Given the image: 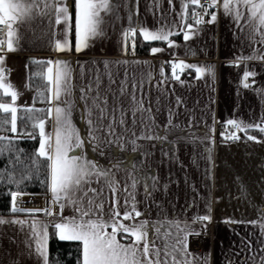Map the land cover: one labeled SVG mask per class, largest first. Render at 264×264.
<instances>
[{
  "label": "snow or ice",
  "instance_id": "1",
  "mask_svg": "<svg viewBox=\"0 0 264 264\" xmlns=\"http://www.w3.org/2000/svg\"><path fill=\"white\" fill-rule=\"evenodd\" d=\"M168 3L172 5V0ZM171 10L175 11V8ZM221 10L238 29L246 32L249 48L256 44L261 46L253 48L249 55L235 57L234 64L240 66L248 61H264V0H208L207 4L202 0H181V11L177 13L179 21L173 20L171 24H162L152 30L142 25H130L123 29L122 51L125 55H135L137 38H142L141 42H167L168 47H174L170 37L180 34L174 28L179 27L187 41L194 31L193 24L187 23L188 19L200 25L205 22L204 17L209 16L207 22L213 23ZM115 11L116 0H0V133H6L0 135V161H7L0 168V184L15 187L9 192L10 213H21L26 217L5 219L0 216V225L20 226L24 232L21 243L26 246L28 254L36 258L37 264H58V261L50 260V236L60 241L79 242L76 264H197L198 261L199 264H208L206 257L200 258L190 251L189 238L201 235L200 231L192 228V224L207 228V223L212 220L210 208L209 214L194 216L191 222L165 215L163 205L156 203L154 193L166 192L168 186L160 185L154 173L142 175L143 168L132 163L124 168L125 175L121 177L117 175L121 170L120 160L113 159L108 166H104L88 159L82 152L73 154L83 149L86 143L72 120L76 107L73 97L77 93V98L85 102L92 141H99L101 138L96 133L105 130L115 136L117 127L131 132L135 137L133 144L137 139H167L166 136L153 134L156 127L153 101L144 92L143 78L131 74L127 67L117 78L118 74L110 68L113 64L130 66L147 61H102L104 71L95 70L93 78L76 89L69 60H33V64L42 67L32 73L29 80L39 78L43 87L36 90L31 106L18 104L21 93L9 81L5 59L7 53L20 47L23 25L39 21V35L34 38L40 40L47 37L48 44L57 53L81 52L90 47L93 40L105 35V22ZM164 50L161 47L151 48L153 54ZM166 63L171 66V76H165L161 67L160 76L163 79L157 85L161 90L157 104L167 95L165 85L169 79L184 83L181 74L185 69L194 70L197 78L207 74L215 79L212 65L197 66L183 60ZM253 76L255 73L250 70L243 72L242 85L245 89L252 87L248 81ZM148 77L151 78V73ZM26 87L31 89V84ZM37 102L44 107H36ZM180 104L182 100L176 97V105ZM169 113L171 115V108ZM49 122L52 131L46 130ZM168 124H172L171 119ZM138 125L143 130L139 135L134 131ZM262 125L264 116L260 118V123L229 119V127L221 132V136L225 140L239 141L241 136L237 132H243L248 141L261 143L264 141L249 134V130L255 129L264 134ZM213 132L214 128L206 139L211 141ZM22 140H37L38 147L30 154L26 153L19 147ZM95 150L100 155L105 154L99 143ZM205 152L211 161V148L205 147ZM42 174L44 178L40 179ZM34 179L45 187L48 194L44 207L23 206V197L29 195L22 190L23 186ZM138 186L144 192V201L137 199ZM241 191H245L243 186ZM149 199L158 209L155 219L139 207ZM66 209H71V214L65 215ZM249 223L255 226L258 222ZM259 229L257 243L264 245V223L259 224ZM246 244L252 264H264V247L259 248L261 254L257 256L252 241L248 240Z\"/></svg>",
  "mask_w": 264,
  "mask_h": 264
},
{
  "label": "crops",
  "instance_id": "2",
  "mask_svg": "<svg viewBox=\"0 0 264 264\" xmlns=\"http://www.w3.org/2000/svg\"><path fill=\"white\" fill-rule=\"evenodd\" d=\"M173 7L175 11L171 10ZM180 11L181 0H172V5H169L168 0H116V11L114 14L110 13L105 22V35L93 40L91 46L81 52L73 50L57 53L48 44L47 37L40 40L34 38L39 35V21L23 25L20 47L6 55L14 73L17 68L20 76H13L9 69L8 78L12 84L15 80L23 83L22 91H26V94H21L19 101L24 102L22 105L31 106L33 94L26 87L27 62L30 58L69 60L76 89L90 81L95 70L104 71V66L100 63L102 61H147L130 66L113 64L110 68L113 73L118 74L117 78L122 76L126 67L131 74L143 78L144 92L153 101L156 125L153 134L166 136L167 139H137L133 144L135 137L131 132L117 127L115 136L105 130L103 133H96L101 138L99 141H92L85 102L77 98V93L73 97L76 107L72 120L86 143L83 149H78L73 154L82 152L88 159L104 166H108L113 159L120 160L121 170L117 175L121 177L125 175L124 168L132 163L143 168L142 175L154 173L159 178L160 185L168 186L166 192L154 193V199L157 204L163 205L165 215L191 222L194 216L209 214V208L211 210L212 220L210 223L205 222L206 229L200 224L191 225L201 232V235L189 238V248L193 254L200 258L206 257L208 264H252L248 259L251 253L247 251L246 241H252L257 256L261 254L259 248L264 247L257 243L259 224L264 223V142L248 141L243 132L237 134L244 139L225 140L221 131H215V126L222 127L229 119L260 123V118L264 116V61L253 60L236 66L234 59L239 55H249L253 48L261 46L256 44L249 48L250 41L246 32L238 29L235 22L221 10L213 23L207 22L210 18L200 25L192 23L194 31L192 38L187 41L180 28H174L175 32L181 34L180 39H171L175 35L170 37L174 47H168L165 42L154 46L165 49L160 53L153 54L151 50L148 55L123 53V29L130 25H142L152 30L162 24H171L173 20L179 21L177 13ZM180 60L197 66H214L215 79L207 74L197 78L194 70L185 69L181 77L184 83H174L169 79L165 85L167 95L157 104V98L161 95L157 85L163 79L160 76L161 67L165 76L170 77V64L166 62ZM245 70L255 73V76L249 77L252 87L247 89L242 85ZM148 73H151V78ZM22 96L25 98L22 99ZM176 97L182 100L179 106L176 105ZM92 118L95 119L94 116ZM169 119L172 120L171 125L168 124ZM212 128L214 132L210 141L206 137ZM46 130L52 131L51 122ZM134 131L139 135L143 130L138 125ZM249 131L258 132L251 135L264 141V134L255 129ZM117 137L120 139L117 140ZM109 140L113 142L108 143ZM97 143L104 155L95 150ZM205 147L211 148V161L207 159ZM241 186L245 189L244 192L241 191ZM137 199H145L140 186ZM41 201L42 199L34 200L32 207H41ZM44 205L46 206V199ZM23 206L28 207L26 203ZM139 207L152 219L158 215V209L151 199L147 203H141ZM68 214H71V209L65 210V215ZM0 216L5 219L26 218L21 213ZM249 221L258 223L253 226ZM23 239L24 232L20 230V226L0 225V264H37L36 258L30 256L26 246L21 243Z\"/></svg>",
  "mask_w": 264,
  "mask_h": 264
},
{
  "label": "trees",
  "instance_id": "3",
  "mask_svg": "<svg viewBox=\"0 0 264 264\" xmlns=\"http://www.w3.org/2000/svg\"><path fill=\"white\" fill-rule=\"evenodd\" d=\"M192 6L189 8V12H191ZM187 23L189 22V19L187 20ZM181 34L173 36L171 39H180ZM142 38H137V55H148L151 48L157 45L165 44V42H141ZM33 60H47L46 58H32L27 62V85L31 84V89L28 87V89L32 92L33 97L36 95L37 89H42L43 87V81H41L39 78H34L31 81L29 80V77L32 73L41 70V65L33 64ZM36 107H44L43 104L37 102ZM249 133H258L254 131H249ZM6 133H0V135H4ZM241 139H244L241 137ZM19 147L23 148L26 153H32L36 147H38V141L37 140H22L19 143ZM7 163L6 159L3 161H0V168L4 166V164ZM43 174L41 175L40 179H43ZM15 190L14 186L7 185V184H0V215H9L11 214L10 209V196L9 192ZM23 191L27 192L28 194H35V195H47L46 189L44 186H42L39 181L32 180L30 182H26V184L23 186ZM41 200L39 196L32 197L25 195L23 197L24 203L27 204L28 207H32L34 205V200ZM51 233V229L49 230ZM78 248H79V242L75 241H60L58 238H55L53 236H50L49 239V254H50V260L58 261V264H76L77 258H78Z\"/></svg>",
  "mask_w": 264,
  "mask_h": 264
},
{
  "label": "rangeland",
  "instance_id": "4",
  "mask_svg": "<svg viewBox=\"0 0 264 264\" xmlns=\"http://www.w3.org/2000/svg\"><path fill=\"white\" fill-rule=\"evenodd\" d=\"M5 66L8 67L9 69H11V73H13V76H15V77H19V76H20V72H19V70L16 68L15 73H14V70H13V67H12L11 63H10L9 61H7L6 59H5ZM11 75H12V74H11ZM13 85L16 87V89H17L21 94H23V95L25 96V94H26L25 92H26V91H22L23 83H21L19 80H15V82H14ZM27 89H28V88H27ZM24 98H25V97L22 96V99H24ZM19 100H21V97H19ZM19 100H18V104L22 105V103H24V102H21V101H19ZM28 196H32V197L39 196V197L42 199L41 203L39 202L40 206H41V207H44V206H45V205H44V202H45V199H46V196H47V195H35V194H29Z\"/></svg>",
  "mask_w": 264,
  "mask_h": 264
},
{
  "label": "built area",
  "instance_id": "5",
  "mask_svg": "<svg viewBox=\"0 0 264 264\" xmlns=\"http://www.w3.org/2000/svg\"><path fill=\"white\" fill-rule=\"evenodd\" d=\"M202 2L204 3V4H207L208 3V0H202ZM198 10V9H197ZM208 18H210L209 16H205L204 17V21L206 22V20L208 19ZM189 22L190 23H194V21L193 20H191V19H189ZM136 53H137V47H136V49H135V55H136ZM130 55H132L131 53H129ZM7 69H8V74H9V68L8 67H6ZM169 70H170V74H171V66L169 65ZM183 76V73L181 74V77ZM172 82H174V83H176L177 81H175V80H172ZM250 84H251V81H250V79H249V81H248ZM227 127H229V126H227V124H225V125H223L222 127H218V126H215V131L218 133L219 131H225V129L227 128ZM231 130V129H230Z\"/></svg>",
  "mask_w": 264,
  "mask_h": 264
},
{
  "label": "water",
  "instance_id": "6",
  "mask_svg": "<svg viewBox=\"0 0 264 264\" xmlns=\"http://www.w3.org/2000/svg\"><path fill=\"white\" fill-rule=\"evenodd\" d=\"M30 59H32V58H30Z\"/></svg>",
  "mask_w": 264,
  "mask_h": 264
}]
</instances>
